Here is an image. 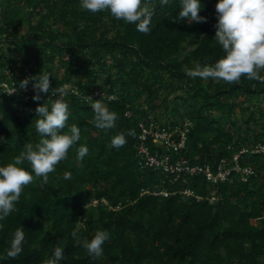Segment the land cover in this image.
Wrapping results in <instances>:
<instances>
[{
  "label": "trees",
  "instance_id": "trees-1",
  "mask_svg": "<svg viewBox=\"0 0 264 264\" xmlns=\"http://www.w3.org/2000/svg\"><path fill=\"white\" fill-rule=\"evenodd\" d=\"M147 2L155 13L151 31L143 33L107 10L82 9L80 0H0V82L16 87L34 83L41 71L51 76L38 101L37 90L0 91V164L39 142L36 108L56 98L55 88H63L69 104L68 124L81 130L48 182L33 174L2 222L0 264H42L57 245L64 249L62 264H264V156L241 157L240 166L256 171L245 183L235 176L216 186L200 175L171 182L137 166L138 122L150 117L165 126L190 123L179 157L192 163L213 166L241 147L264 144V81L202 80L185 71L222 54L214 40L217 0H201L206 22H177L179 0ZM175 91L180 94L170 101ZM88 96L117 113L113 128L95 126ZM162 106L169 108L167 120L154 115ZM120 133L126 142L114 148L111 140ZM80 144L89 149L82 160ZM21 166L32 171L27 161ZM160 191L168 196L153 194ZM17 227L26 243L10 257ZM97 230H106L108 239L94 259L81 241Z\"/></svg>",
  "mask_w": 264,
  "mask_h": 264
},
{
  "label": "clouds",
  "instance_id": "clouds-1",
  "mask_svg": "<svg viewBox=\"0 0 264 264\" xmlns=\"http://www.w3.org/2000/svg\"><path fill=\"white\" fill-rule=\"evenodd\" d=\"M169 0H160V4L167 5ZM80 7L92 13L107 10L117 20L133 24L136 30L148 33L151 31V18L155 9L147 0H80ZM201 0H179L177 22H206V17L199 15L202 10ZM216 24L214 40L220 46L222 54L212 64L195 63L194 67H186V74L227 82L239 81L242 76L250 80L264 81V0H217ZM50 74L41 71L31 79L37 94L33 99H41L40 92L48 93L50 88ZM27 80L23 82L24 85ZM55 99L48 97V102L36 108L35 130L39 142L27 143L19 155L13 157L7 164H0V230L2 223L14 210L24 186L31 183L35 177H40L43 183L49 180V173L55 171L56 166L68 156V150L76 145L81 138L80 127L68 124L70 112L69 104L64 99L63 88L53 89ZM91 108L94 123L97 128L110 129L115 126L118 116L103 102L102 99L92 100ZM67 129V130H65ZM126 140L123 133L115 135L111 140L114 148L122 147ZM86 144L77 147V159L82 160L88 154ZM29 162L31 172L21 165ZM34 174V175H33ZM64 178L71 179V173L65 172ZM73 237L77 231H73ZM108 239L106 230H97L89 240L81 241L82 247L94 259L104 254V243ZM26 234L21 227L12 233L7 255L16 257L23 251ZM62 246H54L51 255L42 264H62L64 261Z\"/></svg>",
  "mask_w": 264,
  "mask_h": 264
},
{
  "label": "built area",
  "instance_id": "built-area-1",
  "mask_svg": "<svg viewBox=\"0 0 264 264\" xmlns=\"http://www.w3.org/2000/svg\"><path fill=\"white\" fill-rule=\"evenodd\" d=\"M7 75L10 73L7 71ZM10 76V75H9ZM33 83L10 86L6 81L0 82V91L7 95H12L19 91L30 94L34 91ZM96 95L99 92H95ZM129 117V111L125 113ZM190 123L185 121L182 126L179 124L165 126L161 122L155 121L153 117L148 120L138 122V136L133 146L137 166L140 170L156 171L169 178V181L176 182L186 176L192 177L200 175L212 186L223 183H232L234 177L245 183L250 177L256 175L255 169L251 166H240L239 160L243 155H262L264 156V144L257 143L250 147H241L229 158H221L213 166L210 164L192 163L186 158H180L179 154L186 147L187 132ZM183 194L193 195L192 191L185 189ZM154 195L168 196L166 191L153 193ZM213 195V194H212ZM200 200V197H196ZM209 202L214 200L210 197ZM104 203V201L102 200ZM97 200L92 201L96 205Z\"/></svg>",
  "mask_w": 264,
  "mask_h": 264
},
{
  "label": "rangeland",
  "instance_id": "rangeland-1",
  "mask_svg": "<svg viewBox=\"0 0 264 264\" xmlns=\"http://www.w3.org/2000/svg\"><path fill=\"white\" fill-rule=\"evenodd\" d=\"M65 88H67V86H65ZM98 92V91H97ZM96 92V93H97ZM177 94H180V92L179 91H175V92H173V93H171L169 96H168V99L170 100V101H172L174 98H175V96L177 95ZM154 115L155 116H159L160 118H163V119H168V118H170L171 116L169 115V108H168V110H166V108L165 107H159L158 109H156L155 110V112H154ZM175 119H178V117L177 118H175Z\"/></svg>",
  "mask_w": 264,
  "mask_h": 264
}]
</instances>
